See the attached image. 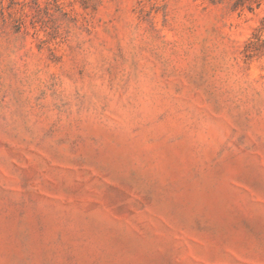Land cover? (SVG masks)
<instances>
[{"label":"rangeland","instance_id":"1","mask_svg":"<svg viewBox=\"0 0 264 264\" xmlns=\"http://www.w3.org/2000/svg\"><path fill=\"white\" fill-rule=\"evenodd\" d=\"M0 0V264H264V0Z\"/></svg>","mask_w":264,"mask_h":264},{"label":"trees","instance_id":"2","mask_svg":"<svg viewBox=\"0 0 264 264\" xmlns=\"http://www.w3.org/2000/svg\"><path fill=\"white\" fill-rule=\"evenodd\" d=\"M262 0H234L233 1V9L236 8H242V7H247L248 9H252V3H256V5L258 6L260 4Z\"/></svg>","mask_w":264,"mask_h":264}]
</instances>
